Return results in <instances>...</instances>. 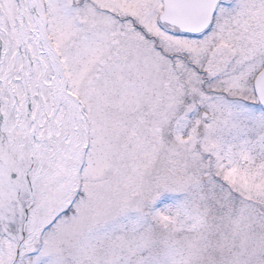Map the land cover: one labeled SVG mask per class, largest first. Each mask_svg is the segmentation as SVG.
<instances>
[{
    "label": "snow or ice",
    "instance_id": "obj_1",
    "mask_svg": "<svg viewBox=\"0 0 264 264\" xmlns=\"http://www.w3.org/2000/svg\"><path fill=\"white\" fill-rule=\"evenodd\" d=\"M0 264H264V0H0Z\"/></svg>",
    "mask_w": 264,
    "mask_h": 264
}]
</instances>
